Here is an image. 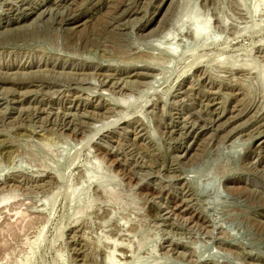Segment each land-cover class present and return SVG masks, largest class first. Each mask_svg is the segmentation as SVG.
Masks as SVG:
<instances>
[{
    "label": "rangeland",
    "instance_id": "374dc122",
    "mask_svg": "<svg viewBox=\"0 0 264 264\" xmlns=\"http://www.w3.org/2000/svg\"><path fill=\"white\" fill-rule=\"evenodd\" d=\"M0 264H264V0H0Z\"/></svg>",
    "mask_w": 264,
    "mask_h": 264
}]
</instances>
